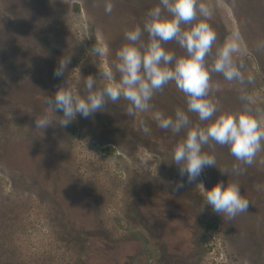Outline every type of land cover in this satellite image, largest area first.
Segmentation results:
<instances>
[{"label": "rangeland", "instance_id": "1", "mask_svg": "<svg viewBox=\"0 0 264 264\" xmlns=\"http://www.w3.org/2000/svg\"><path fill=\"white\" fill-rule=\"evenodd\" d=\"M104 2L0 0V264H264V188L256 187L264 185V150L243 165L227 146L210 141L202 151L215 155V167L189 182L169 161L183 131L160 129L150 112L129 116L123 99L88 118L76 114L66 127L35 128V114L49 111L41 97L67 80L79 95L86 94L88 75L104 83L100 70L115 60L124 32L159 0H113L111 13ZM206 2L217 43L241 35L242 71L255 76L247 90L264 113V49L257 48L264 0ZM101 41L109 45L107 58L92 53ZM165 47L184 54L175 41ZM68 55L65 74L54 76ZM212 81L221 85L210 93L220 110H239L240 85L220 74ZM150 103L171 115L185 107V97L170 82ZM141 118L147 134L138 127ZM233 164L243 172L234 174ZM218 181L240 185L247 212L228 218L205 204L198 183L209 189Z\"/></svg>", "mask_w": 264, "mask_h": 264}, {"label": "clouds", "instance_id": "2", "mask_svg": "<svg viewBox=\"0 0 264 264\" xmlns=\"http://www.w3.org/2000/svg\"><path fill=\"white\" fill-rule=\"evenodd\" d=\"M113 6V0H105L104 11L111 13ZM212 15L213 9L206 0H159L147 10L142 23L124 32L125 43L115 52V60L106 62L100 70L104 83L97 86L96 78L88 75L84 79L86 94L79 95L67 80L52 96L41 97V104L49 111L35 114V128L42 133L53 122L66 127L76 114L88 118L103 111L109 102L123 99L127 102L124 112L129 116L150 112L160 129L173 134L183 131L169 161L178 166L179 174L189 182L195 181L205 167H215V155L202 151V146L210 141L227 146L230 154L243 165H252L257 154L264 150V113L256 106V95L247 90L255 76L242 71L244 65L239 56L246 46L239 32L217 43V33L207 22ZM169 41H175L184 54L177 55L166 48ZM257 48L264 49V40L257 42ZM109 51L105 41L92 48L93 55L101 58H107ZM69 63L70 55L60 58L53 75L63 76ZM212 74H220L224 81L240 85L242 106L239 110H220L210 95L221 87L219 82L213 83ZM170 82L184 94L185 107L176 108L171 115L152 110L153 96ZM56 112L63 113L57 116L63 117L58 122L52 118ZM189 113L206 123L193 124ZM137 123L143 133L150 132L143 118ZM232 172L241 174L243 168L233 164ZM198 184L205 204L214 213L232 218L247 212L249 200L241 194L238 183L218 181L209 189L202 182ZM256 187L260 190L264 185Z\"/></svg>", "mask_w": 264, "mask_h": 264}]
</instances>
